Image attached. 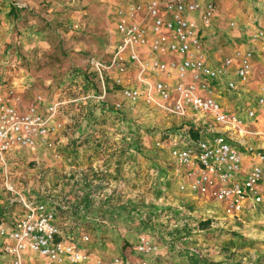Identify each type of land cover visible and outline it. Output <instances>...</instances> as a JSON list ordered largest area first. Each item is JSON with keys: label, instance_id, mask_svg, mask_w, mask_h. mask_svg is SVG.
Returning a JSON list of instances; mask_svg holds the SVG:
<instances>
[{"label": "crops", "instance_id": "obj_1", "mask_svg": "<svg viewBox=\"0 0 264 264\" xmlns=\"http://www.w3.org/2000/svg\"><path fill=\"white\" fill-rule=\"evenodd\" d=\"M98 1L101 4L97 7L88 5L89 2H83L81 7L80 0H65L64 9L53 2L46 12L58 9L65 12L68 9L71 15L61 22L64 27H67L66 23L70 27L82 23L77 15L97 14L100 20H109L115 34L111 54L106 61L94 56L108 63L118 40L112 14L115 2L108 4ZM11 3L9 0L4 3L3 14L6 16ZM23 6L27 4L23 3ZM47 15L53 21V15ZM197 15L198 12H195L193 17ZM230 21H234V26H229ZM1 32L7 34L4 29ZM39 34L36 33L37 38L41 37ZM201 40L203 57L208 64L216 67L221 65L224 58L232 56L236 49L252 50L253 70L248 83L239 84V89L234 92L225 88L224 79L219 78L213 84L217 98L226 109L239 112L250 127L264 128V108H259L254 120L246 115V108L260 93L259 84L264 82V0H216L213 22L202 29ZM36 43L43 47L48 45L41 39ZM87 51L91 52L89 49ZM172 58V54L161 57L162 60ZM236 65L235 62L230 68L232 77ZM130 73L124 77V84L135 81V69ZM94 74L98 89L84 79L83 73L75 72L66 77L65 83L57 87L47 99L40 94L30 98L35 94L33 88L36 84L34 76L27 71L19 69L12 76L0 78V83L13 86L20 94L21 110L36 104L44 111L51 102L65 101L57 117L62 122V128L52 137L56 143L55 149L39 146L34 152H29L14 148L6 156L8 160H19L27 154L38 161L35 169L20 170L19 173L22 175L20 179L27 183L25 185L28 190H32L39 199H34L27 192L24 197L33 202H45L55 208L62 239L70 241L88 235L89 242L84 243L88 248L84 247V250L91 254V264H94L95 259L105 262L114 256H121L122 264H139L143 259L148 264H234V260L229 259L230 252L235 249L230 247L234 239L217 231L206 232L208 229L200 228L198 222L209 218L211 230L223 227L227 222V226H230L244 217H250L248 212L258 207L242 213L238 218L218 217L215 215L217 203L211 198L178 190L182 170L174 164L168 151L172 137L167 135L169 130L160 131V139V133L153 140H148L143 134L139 135L138 132L143 130H133L135 126L124 120L122 109L116 110L114 106L108 109L107 97L116 87L112 81L114 73L106 71L104 74V97H101V82L97 74ZM160 78H163V74ZM168 116L169 120L165 123L169 127L177 126L172 129L173 132L185 128L184 125L195 117L192 112L186 117ZM134 122L139 123L138 120ZM247 143L256 145L260 140L249 139ZM247 164L250 165L251 161H247ZM44 172L46 178L43 180L41 175ZM19 184L22 185V182ZM192 199L200 200L199 203L212 202L204 208L205 218L196 217V208H190L195 204ZM22 213L23 208L15 197H6L0 201V222H8ZM141 233H145L158 245L155 255L145 256L134 250V244ZM195 248L203 252L202 258L192 252ZM0 264H9L7 256L2 252L1 243ZM24 264L73 263L66 257L57 263L26 253Z\"/></svg>", "mask_w": 264, "mask_h": 264}, {"label": "built area", "instance_id": "obj_2", "mask_svg": "<svg viewBox=\"0 0 264 264\" xmlns=\"http://www.w3.org/2000/svg\"><path fill=\"white\" fill-rule=\"evenodd\" d=\"M102 1L115 2L112 14L118 40L108 63L94 56L87 58L101 82V97L106 93L104 74L112 71L114 85L121 86V95L130 104L143 102L179 117L192 112L195 117L185 128L167 133L172 135L168 144L170 157L182 170L178 190L208 196L217 203L224 217L233 219L263 205L264 128H252L239 112L226 109L217 98L213 84L219 78L224 79L225 88L234 92L239 84L248 83L252 77L253 52L236 49L217 67L208 64L201 53V31L213 22L216 0ZM195 12L198 15L193 17ZM229 26H234V21ZM166 54L174 58L162 60ZM235 62L232 77L230 68ZM132 69H135V81L124 84V77ZM259 90V95L246 108L251 120L259 108H264V82L259 84ZM20 102L21 96L13 86L0 83V163L5 167V176L6 156L12 149L29 152L39 146L55 149L52 137L62 128L57 117L65 101L51 102L44 111L36 104L21 110ZM114 109L120 110L121 104L116 102ZM193 131L197 134L195 138ZM255 138H259V144L247 143ZM4 186L15 192L7 178ZM15 199L23 208L22 215L0 222V243L9 264H24L26 253L57 263L66 257L73 264H91L92 256L82 246L89 242L88 235L66 241L62 239L54 207L22 195ZM134 250L145 256L155 255L158 245L141 233ZM192 252L198 258L204 255L197 248ZM93 261L122 264V257ZM139 264L148 261L143 259Z\"/></svg>", "mask_w": 264, "mask_h": 264}, {"label": "rangeland", "instance_id": "obj_3", "mask_svg": "<svg viewBox=\"0 0 264 264\" xmlns=\"http://www.w3.org/2000/svg\"><path fill=\"white\" fill-rule=\"evenodd\" d=\"M5 1L8 0H0V78L6 75L12 76L19 69L29 72L34 76L36 84L33 88L35 94L30 96L32 99L37 94H40L41 97L45 96L47 99L57 87L65 83L66 77L75 72L77 74L83 73L84 79L91 82L93 87L98 89L95 74L90 69L91 66L88 64L87 58L88 56H96L106 61L110 56L115 34L109 20H100L101 18L97 14L81 17L77 15L83 24L76 23L78 27H74V25L70 27L66 23L67 27H64L61 22L71 15L70 11L67 12L68 9L65 12H61L59 9L48 11L49 14L53 15V21L48 19L50 18L49 15L46 16L48 14L46 10L53 2H56V5L60 4L58 6L60 9H64L66 7L65 0H9L12 3L17 2L20 7L26 8V11L20 13L19 17L13 20L8 15L3 14ZM62 2L63 4H61ZM83 2H89L88 5L92 7L101 4L98 0H80L79 6L84 4ZM23 3H26L27 6H23ZM1 29H4L7 34L2 33ZM36 33L38 35L41 33V37L37 38ZM40 39L45 40L48 45L43 47L39 45L40 42L37 44L36 41ZM88 49L91 52L87 51ZM130 72L131 70L129 74H131ZM115 86L113 88L114 92L110 91L108 97L106 96L108 109L118 101L122 109V112H118L123 114L124 120L133 123L135 126L133 130H143V132H138L139 135L143 134L147 136L148 140H153L155 136H158V133L161 134L160 131L172 130L177 127H169L165 123L169 120V114L165 115L162 111L150 108L143 102L130 104L121 95V86ZM27 95L29 94L27 93ZM113 111L115 110L113 109ZM134 120H138L139 123L137 124ZM147 122L149 125H147ZM170 124L174 125L173 123ZM164 126L167 127L163 128ZM37 166L38 161L25 154L19 160H7L5 176V167L0 163V201L10 196L19 198L20 195L24 196L25 192L38 200V196L32 190H28V186L25 185L27 183L20 179L22 175L19 173L20 170L29 171ZM41 177L44 180L46 172L42 173ZM5 178L11 182L15 192L5 189ZM21 182L22 185L19 184ZM194 202L195 204L190 208H196V217L202 216L205 218L204 208L212 202L199 203L200 200L198 199ZM261 206H264V204L258 206L254 211L248 212L250 217H244L235 223L233 222L230 226H227V222L223 224V227L211 230L209 229L211 228L210 224L204 228L199 226V222L202 220L198 222V226L202 229L207 228L206 232L217 231V233L234 239L235 242L230 247L235 249L229 254V259L234 260V264H264V207ZM216 208L215 215L222 216L221 210H218V207ZM82 246L87 247L84 243H82Z\"/></svg>", "mask_w": 264, "mask_h": 264}, {"label": "trees", "instance_id": "obj_4", "mask_svg": "<svg viewBox=\"0 0 264 264\" xmlns=\"http://www.w3.org/2000/svg\"><path fill=\"white\" fill-rule=\"evenodd\" d=\"M23 11H26L25 7H20L15 3H11V6L8 10V16L11 19L16 20L19 17L20 13H22ZM196 135H197L196 132L193 131L192 136L195 138ZM209 224H210L209 219L202 220L199 222V226L202 228L207 227Z\"/></svg>", "mask_w": 264, "mask_h": 264}]
</instances>
